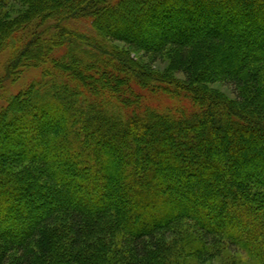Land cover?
Instances as JSON below:
<instances>
[{"label": "trees", "instance_id": "16d2710c", "mask_svg": "<svg viewBox=\"0 0 264 264\" xmlns=\"http://www.w3.org/2000/svg\"><path fill=\"white\" fill-rule=\"evenodd\" d=\"M28 3L14 26L0 14L6 69L49 65L0 97V259L16 250L19 264H33L38 247L47 264H135L178 228L154 264L199 262L222 244L234 253L228 264H264V0ZM107 3L161 38L110 30ZM47 17L59 25L43 30L57 37L40 43ZM81 18L88 32L68 25ZM108 36L153 61L174 50L171 68L185 79L148 71ZM220 81L235 99L211 87ZM61 215L70 232L57 244H70L54 253L49 231Z\"/></svg>", "mask_w": 264, "mask_h": 264}, {"label": "rangeland", "instance_id": "374dc122", "mask_svg": "<svg viewBox=\"0 0 264 264\" xmlns=\"http://www.w3.org/2000/svg\"><path fill=\"white\" fill-rule=\"evenodd\" d=\"M1 4V3H0ZM106 4V2L104 3ZM105 6V5H104ZM124 7V6H123ZM109 8V3H107V6L105 8H103L101 10V18L103 19L104 23H107V27L111 30L112 26H118V24H120L121 26H124L125 24H127V28H125L126 31H124V33L127 35H136L139 36L143 39H145L146 37H150L152 38L153 36H156L157 39L161 38V34H157L155 32H153V30L150 31H145V29L140 26L138 24V22L135 21H130V18H134L135 14L130 13H124L122 15H120V13L117 12L116 15L113 12L107 11V9ZM29 9H31L29 7V3L28 0H9L8 3H6L5 5H0V14H2V16H5V18L7 19V21L9 22V25H13V24H17V23H21L23 20V16H25V13L29 11ZM125 10V7L123 8ZM91 10V11H90ZM86 14L87 16H90L92 14L95 15L96 12L99 11V9H97V11H93L92 12V8L90 9ZM109 10V9H108ZM123 10V11H124ZM122 11V10H121ZM122 11V12H123ZM120 12V11H119ZM100 13V12H99ZM8 15V16H7ZM125 18V20H123V18ZM88 18V17H87ZM87 18H81L79 20H74L72 22H70L69 24L66 22V26L64 27L67 28V24L71 27L74 26V24H77L78 29H80L81 31L84 32H88L90 30V26H89V22L87 21ZM46 22L41 21L42 23H40L39 21V25L37 23V27L38 30L40 31L39 34H37V36L40 38V43H43V39L44 38H54L53 40H55L56 36H53V34H51V32L45 33L44 26L45 23L46 25L48 24H54V25H59L58 21H55L54 18L51 19L49 17H47L45 19ZM44 22V23H43ZM201 22V21H200ZM64 24V23H63ZM62 24V25H63ZM124 24V25H122ZM14 26V25H13ZM16 27V26H15ZM62 27V26H61ZM63 29V27H62ZM141 29V30H140ZM54 30H57L58 32V28L55 27L52 32ZM143 30V31H142ZM63 32V30H61ZM140 31V32H138ZM55 32V34L57 33ZM29 34H31V40L36 39V35L34 36V33H31V30L28 31ZM152 36V37H151ZM108 42L112 44V46L119 51H128L131 56L135 57L140 66H143L144 68H146L148 71L150 72H154L156 74H168V75H173L176 78L180 79V80H184L185 76L183 73L181 72H177V70H174L171 68V65L174 64V59H175V55H174V50L170 49L167 50L168 53L166 54L164 59H158L156 61H153L151 59V56H145L143 51H131V46L129 44H127L126 42L120 41V40H113L110 36L107 37ZM154 38V37H153ZM155 38V41L157 40ZM57 40H61L62 44L67 41V34L63 32V35L60 37V39L58 38ZM62 44H56L54 45V55H58L57 54V50L60 46H62ZM171 52V53H170ZM7 53L5 50H0V97L3 96L5 93L8 94H12L16 91H23L25 90L26 87L30 86L34 80L38 79L39 77H41V73H42V68H46L49 64H46V59L44 58L43 61H39L37 63V65L34 66V64H32L31 66L28 64L25 65H18L16 70H13L12 74L9 73V71L6 69V63H7ZM130 73V72H129ZM151 83L153 84H157V82L155 81H151ZM153 84V85H154ZM142 85H138L136 84V86L133 85V87L136 90H142ZM211 87L217 91H220L221 93H223L225 96H227L230 99H235L236 98V94L233 91L232 86L226 85L223 81L220 82H216L214 84L211 85ZM2 102H4L3 99L0 98V107L2 106ZM65 229V232L69 230V224L67 223V219L64 215H61L57 222L51 227L49 233L50 235L53 237V244H55V246L53 245V252L56 253L57 251H59V246H61V244H63L62 246L65 247L67 245H69L70 243H58V241L60 240V235ZM179 233L178 228H177V234ZM183 233V232H182ZM173 234L171 232H162V234H160L158 236V248H153L151 247V254L148 258H144V259H140L137 257H134L133 259V263L135 264H154L156 262V256L159 254V246L161 249V246H165L167 245L173 238H179L181 237V235L179 236V234ZM181 234V233H180ZM89 232L86 233V237H90V239H93L92 236H89ZM177 235V236H176ZM63 239H61L62 242ZM34 246H38L36 243L33 244ZM221 245V244H220ZM196 248H198V246H195ZM194 248V247H193ZM158 249V250H156ZM186 252H189V248L186 250ZM206 255L204 256L203 260L201 261H193L192 263V259H190L188 261L187 264H228L230 262V258H228V254H234L233 252H230L226 249V246L224 244H222L221 246L217 247V248H212L209 249L208 251H206ZM1 251H0V255H1ZM10 259L4 263L3 260L0 259V264H19V261L21 260V254L19 253V251H13L9 254ZM48 260V256L43 255V252L41 251L40 248H36L35 250V257L33 260V264H47ZM68 263V262H67ZM69 264H77V262L75 263L74 260H70ZM132 264V263H130Z\"/></svg>", "mask_w": 264, "mask_h": 264}]
</instances>
